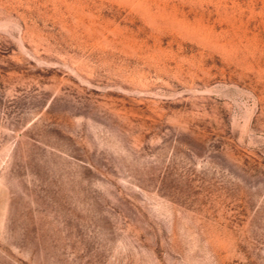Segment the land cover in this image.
<instances>
[{
    "label": "rangeland",
    "instance_id": "obj_1",
    "mask_svg": "<svg viewBox=\"0 0 264 264\" xmlns=\"http://www.w3.org/2000/svg\"><path fill=\"white\" fill-rule=\"evenodd\" d=\"M0 264H264V0H0Z\"/></svg>",
    "mask_w": 264,
    "mask_h": 264
}]
</instances>
